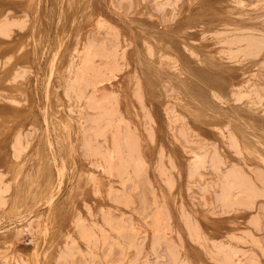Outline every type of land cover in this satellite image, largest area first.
Returning <instances> with one entry per match:
<instances>
[{
    "label": "rangeland",
    "instance_id": "1",
    "mask_svg": "<svg viewBox=\"0 0 264 264\" xmlns=\"http://www.w3.org/2000/svg\"><path fill=\"white\" fill-rule=\"evenodd\" d=\"M62 1L0 0V264H264V0Z\"/></svg>",
    "mask_w": 264,
    "mask_h": 264
},
{
    "label": "bare ground",
    "instance_id": "2",
    "mask_svg": "<svg viewBox=\"0 0 264 264\" xmlns=\"http://www.w3.org/2000/svg\"><path fill=\"white\" fill-rule=\"evenodd\" d=\"M57 1H59V0H56V2ZM60 1H62V0H60ZM75 1V0H74ZM73 0H66V2L64 1V3H68L67 5H69V8H70V4H72V2H74ZM75 2H77V1H75ZM59 3H61V2H59ZM62 3H63V1H62ZM61 3V4H62ZM86 4V3H85ZM56 5V4H55ZM57 5H58V3H57ZM78 5V4H77ZM262 5V4H261ZM59 6V5H58ZM61 6V5H60ZM75 6V5H74ZM84 6V5H83ZM57 7V6H56ZM66 7V6H65ZM76 7V6H75ZM63 8V7H62ZM61 8V9H62ZM83 8V7H82ZM67 9V8H66ZM74 9H76V8H74ZM79 9V8H78ZM65 11V10H64ZM62 12H63V10H62ZM80 13V12H79ZM57 14V13H56ZM63 14H64V12H63ZM58 16H60V15H58ZM62 16V15H61ZM65 16V15H64ZM72 16V15H71ZM58 18V17H57ZM60 18V17H59ZM65 18V17H64ZM76 18V17H75ZM59 20V19H58ZM72 20V19H71ZM75 21V20H74ZM57 22V21H56ZM60 22V21H59ZM62 23H64V22H62ZM75 23V22H74ZM58 24V23H57ZM60 24V23H59ZM70 26H72L71 24H70ZM66 27V26H65ZM61 28V27H60ZM74 28V27H73ZM58 33H60L59 31H58ZM56 34V33H55ZM59 35V34H58ZM64 35H65V33H64ZM68 35V34H67ZM73 35V34H72ZM70 38V37H69ZM56 39V38H55ZM64 39H66V38H64ZM57 40H58V38H57ZM60 40H62V37L60 38ZM59 41V40H58ZM57 41V42H58ZM34 42V41H33ZM56 42V41H55ZM59 43V42H58ZM57 43V44H58ZM63 45L65 44V42H64V40H63ZM61 43V44H62ZM57 44H55V45H57ZM60 44V43H59ZM58 44V45H59ZM60 44V45H61ZM59 45V46H60ZM61 47V46H60ZM150 47V46H149ZM54 48V47H53ZM59 47H57V49H58ZM62 48H64V47H62ZM148 48V47H147ZM53 51V50H52ZM54 51H55V49H54ZM53 51V52H54ZM50 52H51V48H50ZM49 52V53H50ZM53 52H51L50 54H52ZM55 52H58V51H55ZM54 52V53H55ZM148 53H149V51H148ZM57 53H55V55H56ZM64 54V53H63ZM63 54H61L60 55V53H59V55H60V58H63L64 57V55ZM169 55V54H168ZM50 56V55H49ZM52 56V55H51ZM50 56V57H51ZM42 57V56H41ZM56 56H54V57H51V59L52 60H50V58L49 59H47V60H50L49 61V63H47L48 65H46V66H48L49 68H47L48 69V71H46V73L47 74H49V71H50V76H51V72L52 73H54V71L56 70V63H57V61H56V59H54ZM46 60V61H47ZM60 60H63V59H60ZM87 64V63H86ZM45 66V67H46ZM59 69V68H58ZM40 71V70H39ZM45 72V71H44ZM36 73H37V71H36ZM38 73H41V72H38ZM46 73H43L44 74V77H46ZM79 73V72H78ZM62 74V73H61ZM63 75V74H62ZM37 76V75H36ZM42 76V75H41ZM44 77L42 76V77H40V78H42V83H43V80H44ZM49 77V76H48ZM48 77H46V80H49V78ZM57 77V76H56ZM58 78H61V75H60V73H59V76L57 77V79ZM83 79V78H82ZM45 80V81H46ZM47 82V81H46ZM41 83V82H40ZM45 83V82H44ZM52 84V83H51ZM54 85L55 84H53V86L51 87V88H47V89H44L43 88V92H42V94H43V96H44V99H49L48 97L50 96L49 94H52L54 91H55V88L53 89V87H54ZM44 87H45V84H44ZM46 88V87H45ZM96 89V88H95ZM57 90V89H56ZM140 90V89H139ZM243 95V94H242ZM50 98H51V96H50ZM47 99H46V101H47ZM240 100V99H239ZM48 106V105H47ZM50 110V109H49ZM49 114H50V112H49ZM46 116V115H45ZM50 118V116L48 117V119ZM57 119V118H56ZM47 120V119H46ZM49 120H51V118L49 119ZM67 120L68 119H66V116H65V114L63 113V111L61 110L60 112H59V117H58V120L56 121V123L54 124V132H55V139L53 140L54 141V143L55 144H57V145H59V147H57V150H59V152L60 153H62V152H64V154H65V151H67V150H69V147H70V145L71 144H69V142H70V139L69 138H71V140L73 139L72 138V136H70V134H69V130H68V126H67ZM68 122H69V120H68ZM70 123V122H69ZM69 123H68V125H69ZM53 124V123H52ZM128 131V130H127ZM148 132V131H147ZM71 134H72V132H71ZM260 137H261V135H260ZM261 138H264V137H261ZM49 139V138H48ZM236 139V138H235ZM234 139V140H235ZM51 140V139H50ZM48 141V140H47ZM53 141H50L51 143L53 142ZM236 142V141H235ZM50 143V144H51ZM70 143H72V142H70ZM46 143H44V144H42V145H40V146H42L41 148H39V153H41L42 155H40L39 153H38V155H40L41 156V158L38 156V160H39V158H40V161H41V163L39 162V165H38V162H37V166H40L41 165V167H42V169H43V171L41 172V170L42 169H39L40 171H38V173H36V172H34V173H36V175L35 174H32L31 173V175L30 174H26V173H24L25 174V176L24 177H26V175L29 177V175L30 176H32V175H35V176H33L34 178H32V177H29V178H32V179H30L29 180V178L28 177H26L25 179H27V181L26 180H24V181H21V179H23L22 178V176L20 175L21 173L20 172H22L21 171V169L20 170H16L15 169V171H14V169H12L13 171H12V173H14L13 175H14V177H13V175L11 176V178H12V180H11V178H10V180L11 181H13V182H11V183H9V185H8V188H9V190L11 191V187H12V189H15V191H14V196H12L13 198L12 199H10L11 198V196H10V194H11V192L13 191H11L10 192V194H9V196H10V198H9V200L10 201H7L6 202V207H7V215H8V213L9 212H13V213H16L17 214V212H23L24 210H29L30 208H31V204H32V202H36L38 205H45V204H48V205H51V202H52V200H53V198L58 194V190L55 188V182L53 181L54 179H53V176L51 175L52 174V172H51V170H50V162H51V160H50V156L49 155H52V154H49V152L51 153V151H49V149H47L46 147H47V145H50L49 143H47V145H45ZM46 146V147H45ZM52 146V145H51ZM53 146L54 147H56L54 144H53ZM72 146V145H71ZM37 147V146H36ZM35 147V148H36ZM49 147V146H48ZM37 148V149H38ZM59 148V149H58ZM232 148V147H231ZM41 150V151H40ZM53 150H54V148H53ZM163 150V149H162ZM114 151V150H113ZM58 152V151H57ZM37 153V152H36ZM54 153V152H53ZM60 153H59V156H60ZM69 153V152H68ZM68 153H66V155H68ZM56 155H57V153H55ZM117 155V154H116ZM161 155V154H160ZM58 156V155H57ZM170 156V155H169ZM37 157V156H36ZM64 157H65V155H64ZM64 157H63V159H64ZM220 157V156H219ZM54 158H55V155H54ZM56 159V158H55ZM60 159V158H59ZM61 159H62V157H61ZM217 159V158H216ZM69 160V159H68ZM67 159L66 160H64L63 161V163H64V167L62 166V168L60 167V166H58L59 168H60V170H59V172H60V175H61V173H63L65 170H66V167L68 166V163H67V161H68ZM19 162H21V161H19ZM63 163L62 162H60L59 161V165H63ZM20 165V164H19ZM23 166V165H22ZM57 167V168H58ZM69 167V166H68ZM20 168V167H19ZM160 168H162V167H160ZM23 170V169H22ZM38 170V167H37V169H36V171ZM28 171H29V169H28ZM34 171H35V169H34ZM24 172V171H23ZM29 173V172H28ZM58 173V172H57ZM220 173V172H219ZM23 174V175H24ZM121 175V174H120ZM20 176H21V179H20ZM52 176V177H51ZM64 176V175H63ZM62 176V177H63ZM43 177V178H42ZM62 177H61V179L60 180H62ZM42 178V179H41ZM39 179H41L40 181H39ZM168 179V178H167ZM42 180H44L43 182H42ZM59 183L61 182V181H59V180H57ZM64 181V180H63ZM163 181H164V179H163ZM171 181V180H170ZM227 181V180H226ZM38 182H41V183H43L40 187H39V183ZM12 183H13V185H12ZM36 183V184H35ZM40 183V184H41ZM58 183V184H59ZM67 183V182H66ZM10 185H12L11 187H10ZM37 185V186H36ZM58 186V185H57ZM38 187V190H37V192L35 193L34 192V188H37ZM62 189V188H61ZM13 193V192H12ZM247 194H249V193H247ZM220 197V196H219ZM257 197V196H256ZM223 198V197H222ZM246 200V199H245ZM54 202V201H53ZM5 206V205H4ZM53 206H55V205H53ZM46 207V206H45ZM109 207V206H108ZM55 208V207H54ZM53 208V209H54ZM52 209V208H51ZM51 209H49V216L47 217V219L49 218L50 219V215H51V213H52V211H53V209L51 210ZM48 210V209H47ZM47 210H46V212H47ZM14 215V214H13ZM16 218V217H15ZM129 220V219H128ZM20 228V227H19ZM25 228V227H24ZM23 228V229H24ZM122 229V228H121ZM21 230V229H20ZM53 230V222L50 220V221H47L46 220V222H44V225H43V235H44V237H48V236H50L51 235V233L53 232L52 231ZM121 232V231H120ZM22 233V232H21ZM100 233V232H99ZM141 233V232H140ZM86 234V233H85ZM137 234H139V233H137ZM198 234V233H197ZM0 236H3V238L4 239H7L8 238V240H9V238H10V229L8 228L6 231H3V232H1L0 233ZM82 236V235H81ZM86 238V237H85ZM96 239V238H95ZM5 241V240H4ZM47 241V240H46ZM65 241V240H64ZM39 244V243H38ZM37 246V245H36ZM39 246V245H38ZM68 246V245H67ZM135 247V246H134ZM38 249V248H37ZM36 250V249H35ZM40 252H41V250H40ZM43 253H45V254H43V253H41L42 255H43V258L45 259V261H43L44 259L43 258H41L42 260H39V261H41V262H43V263H45L46 262V260H48V257H44V256H46L47 254H46V252H44V251H42ZM77 253V252H76ZM38 254V253H37ZM48 256V255H47ZM62 262V261H61ZM25 263V262H24Z\"/></svg>",
    "mask_w": 264,
    "mask_h": 264
}]
</instances>
